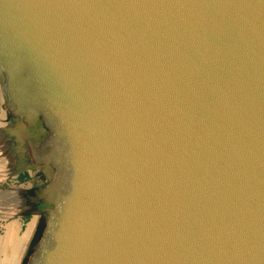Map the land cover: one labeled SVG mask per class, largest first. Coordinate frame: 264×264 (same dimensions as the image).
I'll use <instances>...</instances> for the list:
<instances>
[{"label": "water", "instance_id": "water-1", "mask_svg": "<svg viewBox=\"0 0 264 264\" xmlns=\"http://www.w3.org/2000/svg\"><path fill=\"white\" fill-rule=\"evenodd\" d=\"M0 99L20 264H264V0H0Z\"/></svg>", "mask_w": 264, "mask_h": 264}, {"label": "rangeland", "instance_id": "rangeland-1", "mask_svg": "<svg viewBox=\"0 0 264 264\" xmlns=\"http://www.w3.org/2000/svg\"><path fill=\"white\" fill-rule=\"evenodd\" d=\"M0 118H4V113H3V110L1 108V99H0ZM0 125H5L4 122H1L0 121ZM1 134L0 133V137H1ZM1 141V140H0ZM9 141V142H8ZM5 143H3V141L1 142V146H0V152L3 151L1 149H3V145H11L10 142L11 139L9 140H4ZM3 143V144H2ZM7 143V144H6ZM13 143V142H12ZM14 144V143H13ZM13 146V145H12ZM16 145H14V148ZM2 147V148H1ZM12 148V149H14ZM13 152V151H12ZM12 152H6L7 155H9L7 158H4L7 163L5 161H0V169L3 170V171H7L9 170L10 167L6 166V164H8L9 162L11 163L12 161H9L7 159H9V157L11 156ZM1 154V153H0ZM5 156V155H4ZM5 162V163H4ZM0 170V173L3 172ZM11 174L7 175L6 177V180H1L0 179V190H14L15 189H25L27 191H29L27 188L29 187L28 184H29V181L30 183H34L33 182V178L34 177H31L30 175H21L19 177H11L8 179V177L10 176ZM17 174H13V176H16ZM33 176V175H32ZM22 184L24 183L25 185L24 186H18L19 183ZM12 187V188H11ZM11 188V189H10ZM21 198V197H20ZM21 201V199H20ZM18 201V206L17 207L18 209L20 210H23L20 212V215L19 213H15L16 215L14 216H11V218H9V216H5L6 214V211H1L2 210V204H0V235H3L5 234L6 230H7V225L12 222L13 220H17V221H21L23 226H22V229L20 230V232L17 234V236L15 238L17 239H14V244H13V247H11L10 249L7 250L6 254L2 255L0 254V259H4V262L3 264H19L21 262V259H22V256H23V252H25V249H26V244L27 242H29L30 238H31V235L33 233V230L35 228V225H36V220H37V217L35 216H32V217H29L28 215H25L29 212V209L28 207L24 208L26 204L22 203V201L20 202ZM22 203V204H21ZM6 204V203H4ZM22 205V206H21ZM21 206V207H20ZM26 211V213H25ZM24 212V213H23ZM5 216V217H4ZM7 218V219H6ZM31 226V227H30ZM30 227V228H29ZM29 229V230H28ZM28 231V232H27ZM25 238V239H24ZM21 240V241H20ZM25 245V247H24ZM15 248V249H14ZM15 250V251H14ZM21 250V251H20ZM13 252V253H12ZM0 253H1V249H0ZM20 255V256H19ZM22 255V256H21ZM15 258V259H14ZM19 259H20V262H19Z\"/></svg>", "mask_w": 264, "mask_h": 264}, {"label": "bare ground", "instance_id": "bare-ground-1", "mask_svg": "<svg viewBox=\"0 0 264 264\" xmlns=\"http://www.w3.org/2000/svg\"><path fill=\"white\" fill-rule=\"evenodd\" d=\"M1 142L2 141H0V146H1ZM3 143H5V142H3ZM10 143H11V145H9V144L5 145V146L3 145V149H1L3 151L0 152L1 153L0 154V161H5L7 163V161L4 158H7L9 155H7L6 152H9V151L12 152L13 151L12 148H14V144L12 142H10ZM7 160H8V162L9 161H12V162L11 163L9 162L8 164H6V166L10 167L9 170L3 171V170L0 169L1 171H3V172L0 173V179L1 180H6V177L9 174H11V175L17 174L16 172L19 170V168H17V166H16V162L14 161V158H13L12 155ZM28 192H30V191H27V190L21 189V188L20 189H15L14 188V190H0V204H2V210L1 211L2 212L6 211V213H5L6 215L5 216H9L10 215L9 218H11V216L16 215L17 213L20 214V212L23 211V210H20V209L17 208V207H19L18 206V203H19L18 201H20V199H21L20 197H22L23 195L27 194ZM4 203H6V204H4ZM24 208H26V207H24ZM2 212H0V213H2ZM25 213H26V211H25ZM1 219H3V218H1ZM22 226H23L22 222L21 221H17V220H15V221L13 220L12 222H10L7 225V230H6L5 234L0 235V249H1V253L0 254H2V255L6 254L7 250L10 249L11 247H13V244H14V241H15L14 239H17L15 237L17 236V234L22 229ZM24 247H25V245H24ZM3 262H4V259H0V264H3ZM19 262H20V259H19Z\"/></svg>", "mask_w": 264, "mask_h": 264}, {"label": "flooded vegetation", "instance_id": "flooded-vegetation-1", "mask_svg": "<svg viewBox=\"0 0 264 264\" xmlns=\"http://www.w3.org/2000/svg\"><path fill=\"white\" fill-rule=\"evenodd\" d=\"M51 132H52V130H51L50 126L48 125L45 116L43 115L40 118L38 124L35 127L31 128V130H30V133H32L31 139L35 140L37 142H41L45 138H49L51 136ZM23 175H30V174L24 173ZM24 185L25 184L24 183L22 184V182L18 184V186H24ZM45 185L46 184H40L38 186L33 187L32 188V194L24 196V199L22 201L30 203L32 209H29V210L31 213L35 209H44V208L50 207V205H48L47 203H43V202H40L39 200H36L37 198H39L42 195L41 192L45 188ZM31 213H29V212L27 213V214H29L28 215L29 217L33 216Z\"/></svg>", "mask_w": 264, "mask_h": 264}]
</instances>
